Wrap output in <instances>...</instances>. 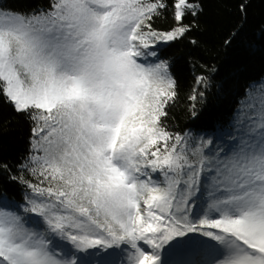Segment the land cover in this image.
Returning a JSON list of instances; mask_svg holds the SVG:
<instances>
[{"label": "snow or ice", "instance_id": "obj_1", "mask_svg": "<svg viewBox=\"0 0 264 264\" xmlns=\"http://www.w3.org/2000/svg\"><path fill=\"white\" fill-rule=\"evenodd\" d=\"M250 2L239 0L242 18ZM167 8L48 0L26 12L0 0V99L34 125L18 162L27 176L9 177L28 190L23 203L0 196V264L101 253L170 264L164 254L188 244L204 250V264H264V81L199 143L170 132L175 62L159 45L193 31L203 7L173 0L176 25L159 32L153 21ZM3 172L11 166L0 160Z\"/></svg>", "mask_w": 264, "mask_h": 264}, {"label": "trees", "instance_id": "obj_2", "mask_svg": "<svg viewBox=\"0 0 264 264\" xmlns=\"http://www.w3.org/2000/svg\"><path fill=\"white\" fill-rule=\"evenodd\" d=\"M3 3L27 12L47 7L48 0H3ZM166 3L168 8L153 21V28L159 32H167L176 25L173 0ZM238 3L239 0H202L203 12L196 21L197 27L183 39L159 45L164 53L161 58L175 62L177 82V97L168 108L164 125L173 133H191L196 143L203 135L202 130L220 128L237 104L244 103L243 93L248 85L264 81V0H251L246 19L238 11ZM191 22V17L184 21ZM192 40L196 43L192 44ZM198 77L205 78L202 84L197 83ZM194 90L197 100L191 101L189 97ZM253 95H260L258 89ZM193 103L198 113L195 120L191 116ZM33 127L27 115L16 112L10 103L0 99V160L11 166V172L0 173V196L15 203L22 204L28 190L9 177L27 176L20 171L18 162L28 154ZM188 248L201 247L184 245L165 253L164 258L171 262ZM85 256L90 264H95L106 255Z\"/></svg>", "mask_w": 264, "mask_h": 264}, {"label": "rangeland", "instance_id": "obj_3", "mask_svg": "<svg viewBox=\"0 0 264 264\" xmlns=\"http://www.w3.org/2000/svg\"><path fill=\"white\" fill-rule=\"evenodd\" d=\"M80 259V264H90V261L86 258L85 254H78ZM124 257L119 254L106 255L105 257L99 259L95 264H111V262L123 260ZM202 259V260H198ZM208 259L202 248H188L181 250L170 264H204V261Z\"/></svg>", "mask_w": 264, "mask_h": 264}]
</instances>
